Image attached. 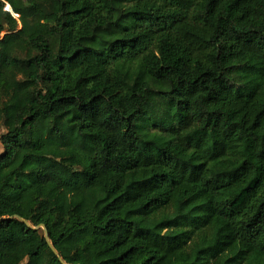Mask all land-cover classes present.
Wrapping results in <instances>:
<instances>
[{
  "label": "trees",
  "instance_id": "trees-1",
  "mask_svg": "<svg viewBox=\"0 0 264 264\" xmlns=\"http://www.w3.org/2000/svg\"><path fill=\"white\" fill-rule=\"evenodd\" d=\"M79 1L0 0V264H264V0Z\"/></svg>",
  "mask_w": 264,
  "mask_h": 264
},
{
  "label": "rangeland",
  "instance_id": "rangeland-1",
  "mask_svg": "<svg viewBox=\"0 0 264 264\" xmlns=\"http://www.w3.org/2000/svg\"><path fill=\"white\" fill-rule=\"evenodd\" d=\"M51 9H49V15L38 24V28L43 34H49V26L55 24L60 20L61 28L60 32V42L61 46L65 47L69 38V28L65 25L69 23L71 19H74L76 16L80 15L85 11L86 3L79 0H50ZM83 7H85L83 9ZM3 33V32H2ZM38 97V108H45L48 103V92L45 86H41L37 91ZM3 129H0V134L3 132ZM2 151V146L0 143V152Z\"/></svg>",
  "mask_w": 264,
  "mask_h": 264
},
{
  "label": "water",
  "instance_id": "water-1",
  "mask_svg": "<svg viewBox=\"0 0 264 264\" xmlns=\"http://www.w3.org/2000/svg\"><path fill=\"white\" fill-rule=\"evenodd\" d=\"M9 218H16L18 220H20L21 222L25 223L29 228L33 229V230H37V231H42L43 237L46 241V243L48 244L49 248L57 255V251L55 250V248L53 247L52 243L49 240V236H48V232L46 229V226L44 224H37V225H32L29 221L25 220L24 218H22L19 215H11V216H3L0 217V220L3 219H9ZM60 259V258H59ZM61 260V259H60Z\"/></svg>",
  "mask_w": 264,
  "mask_h": 264
},
{
  "label": "built area",
  "instance_id": "built-area-1",
  "mask_svg": "<svg viewBox=\"0 0 264 264\" xmlns=\"http://www.w3.org/2000/svg\"><path fill=\"white\" fill-rule=\"evenodd\" d=\"M4 9L8 10L13 16L17 17L18 15L16 13H13L11 7L9 6L8 3H5Z\"/></svg>",
  "mask_w": 264,
  "mask_h": 264
},
{
  "label": "clouds",
  "instance_id": "clouds-1",
  "mask_svg": "<svg viewBox=\"0 0 264 264\" xmlns=\"http://www.w3.org/2000/svg\"><path fill=\"white\" fill-rule=\"evenodd\" d=\"M10 6V5H9ZM18 15V14H17Z\"/></svg>",
  "mask_w": 264,
  "mask_h": 264
}]
</instances>
